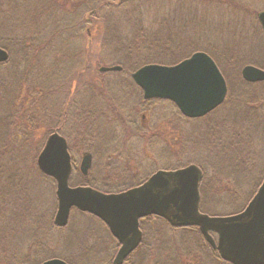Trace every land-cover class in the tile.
I'll return each instance as SVG.
<instances>
[{"label":"rangeland","instance_id":"rangeland-1","mask_svg":"<svg viewBox=\"0 0 264 264\" xmlns=\"http://www.w3.org/2000/svg\"><path fill=\"white\" fill-rule=\"evenodd\" d=\"M230 1L235 3L234 7L228 4ZM100 2L101 0H0V43H9L18 47L16 43L18 40L26 41L31 45L32 52L36 54L44 49L41 54L39 52L36 55L37 60L33 54L32 59L25 61L20 67L11 61L6 64V67H0V114L19 112L16 115H19L23 122L27 112L32 116L29 110L34 108L42 122L53 126L58 124L61 118L60 112L64 109L61 106L68 97L70 88L79 84L81 87L82 83L93 80L91 86L96 89L99 85L100 89L97 91L101 92L102 97L91 93L90 89L86 91L85 98L92 97L93 94L95 95L93 103L103 102L102 105L109 103L106 107L107 116L98 115L92 122V119H89L87 124L85 123L88 128L85 127L84 122H80L79 114H76L74 118L70 117V120L65 118L63 122L65 136L69 139L70 150L78 165L83 152L93 155L91 178L94 177V180L100 178L102 186L106 185L107 189L113 190L110 184L118 186L128 184L132 175H135L132 176L133 179L139 176L146 177V172L155 161H151L152 156L146 154V145L142 142L148 140L150 133L156 132L167 139L173 150L172 153L170 152V160L159 159L162 161L160 165H165L166 162L188 164L194 160L198 161L206 169L207 182L208 178L215 173L208 184L211 190H207L208 186L204 185L208 194L199 208L203 213L227 216L241 210L243 208L241 206L246 203L247 194L264 170V135L249 133L256 138H253L254 144L243 152L246 156L243 155L242 159L248 160L247 165L251 164V168L254 167L252 164L258 166L251 174L246 175L248 177L240 188L242 194L235 200L228 196L231 192L227 191L232 190L237 181L238 166H236L237 163L233 166L232 163L225 162V158L221 155L224 152H229L232 156L237 153L236 149L226 151L224 148L225 145H231L227 140L231 128L237 126L239 127L236 128L237 130L243 129L244 132L253 130L249 127L251 125H246L247 122L239 119L242 117L237 118L235 113L242 112L243 108L238 101L246 96L249 90V87L242 83L244 65L241 64L247 60L264 64V34L258 19L259 11L264 10V0H225L224 4L207 0L195 1L192 2L193 4L183 0H138L134 10L123 12V19L140 18L143 25H149L151 21H156L158 18L168 19L169 13L176 12L180 17L184 16L182 13L187 16L190 14L189 17L199 18V25L200 22L207 24L204 32L195 27L208 44L238 57L231 63L223 62L229 64H224L225 71L236 96L232 93L229 95L226 108L191 119L182 118L178 115L177 109L164 102H156L151 109L152 114L150 111L145 117L143 113L136 114L132 108L139 100L136 93L128 87L130 75L123 73V70L98 71L97 68L102 65H120L122 60L120 54L113 53L114 49L102 46L100 23H96L92 31L87 29L86 10L89 9L88 7L98 8ZM67 23L77 28L70 29L66 33H58V30H63ZM87 33L91 35L90 41L87 39ZM220 53L223 52L216 51L218 56ZM98 60L103 61L102 65H97ZM12 61L14 62V59ZM92 64L96 66V71L91 73L87 69ZM29 66H31L28 72L30 76L27 79L24 73ZM29 85H38L41 89L35 95L28 94ZM68 106L69 103H67ZM131 114L134 117H130ZM123 116L128 121L132 119L133 122L147 125V132L139 137L135 126L137 124L123 123L122 118L119 119ZM3 117L0 118V122H2L1 126L5 127L6 117ZM29 125L36 127L34 124ZM1 133L3 137L5 135L3 129H0ZM48 133V128L40 124V127L35 130L34 142L29 141L25 146L32 148L38 141L45 143L50 135ZM239 135L245 138L248 136L247 133ZM5 137L7 141L12 138L6 135ZM220 138L221 141L218 140ZM237 142L236 139L235 143ZM21 143L23 144L24 140ZM32 155L33 157L9 160V164L3 162L6 171H1L2 174H0V205L6 204L11 209L24 208L25 221L24 226L17 228L14 226L17 225L16 218L7 219L9 213L6 212L3 223L0 219V253H2L0 259L2 260L11 259L12 254H15L17 258H22L23 255L30 257L29 248H32L30 244L36 234V221L41 216L39 212L54 210L57 205L55 182L52 178H43L44 175L37 164L39 154L36 157ZM16 161H18L17 164ZM137 164L139 167L136 166ZM12 166L18 174L16 173L14 178L10 177L8 180L9 175L14 172L11 169ZM242 178L241 176L238 179ZM218 182H221L219 189L216 188ZM70 183L72 186H84L80 184V177L76 173L71 176ZM219 190H224L221 191L224 192L222 194L224 197L220 196ZM156 224L154 222V227ZM160 228V232L155 231L151 234L153 240L151 236L149 238V232H152L147 231V243L152 244L154 248V254L148 264H227L214 256L209 248L207 251L198 249V243L186 237L188 233L179 230L172 232L165 222L160 223ZM52 236L56 246L50 238L49 252L54 249L57 254L67 258H79V254L83 256L85 250L83 243L90 237L95 238L99 244H106L108 241L106 230L99 222L76 210L73 212L72 224L65 229L64 233L57 232ZM98 252H100L99 249L92 254L96 256ZM143 252V249H139L134 253L137 261L142 260L138 264L145 263L142 259ZM42 257H45V251L36 248L33 260ZM92 258L93 256L90 261ZM13 264L16 263L13 262Z\"/></svg>","mask_w":264,"mask_h":264},{"label":"water","instance_id":"water-1","mask_svg":"<svg viewBox=\"0 0 264 264\" xmlns=\"http://www.w3.org/2000/svg\"><path fill=\"white\" fill-rule=\"evenodd\" d=\"M264 32V10L259 11ZM9 52L0 47V62L8 61ZM215 59L205 51L173 65L149 63L138 67L132 79L145 99L173 102L188 118H199L223 104L228 84ZM101 71H120L121 65L101 66ZM245 81L263 82L264 69L255 65L242 68ZM66 138L50 133L40 152L37 164L57 185L58 211L55 221L65 225L73 207L87 211L107 224L121 242L115 264H121L142 239L141 218L156 215L173 227L197 226L205 240L217 250L223 260L232 264H264V180L247 206L239 213L212 216L203 213L200 186L202 168L190 164L174 170H158L144 183L119 193H103L91 186H71V154ZM93 156L85 153L82 174L87 175ZM217 234V238L213 235ZM43 264H65L50 260Z\"/></svg>","mask_w":264,"mask_h":264},{"label":"trees","instance_id":"trees-1","mask_svg":"<svg viewBox=\"0 0 264 264\" xmlns=\"http://www.w3.org/2000/svg\"><path fill=\"white\" fill-rule=\"evenodd\" d=\"M137 1L138 0H101L98 8L88 7L89 9L86 10L87 18H85L86 20L85 22L88 27L87 29L89 30L91 29V31L93 27H95L96 23H100L99 28L102 32V35L100 38L102 39L101 40L102 46L105 48H112L115 50L113 52L114 54H120L122 56L120 65L123 67L122 69L123 73L125 72V74L130 75V77H128L130 79V83L128 87L131 88V91L133 93H136V95L138 96V100H139L136 106L132 108L135 110L136 114L143 113L147 115L148 113L149 115L148 111H150V113L152 114L151 109H153L152 107L155 106L156 102L167 103L175 109H177V107H175V104L170 102L169 100H163L161 98L160 99H148V100L145 99L143 97V94L140 88L132 80L131 73L137 70L138 67L140 68L141 66L145 64H149V63H158V64H166V65L176 64L180 62L181 60L189 57V55L191 56L196 51H205L216 60L217 62L216 64L219 65V67L223 71V74L225 75L227 82H228L227 83L229 87L228 97L231 93L236 96V94H234L233 87L230 86L229 84L228 75L225 71L226 67L224 66V64L225 65H229V64L223 63V62L231 63L232 61H235L238 57H234L232 54L227 53L225 50L219 47L213 48V46H211L210 43L208 44L207 41L203 39V35H201V33H198L199 31L196 29L195 26H197V28H199L201 32H204L206 31V27H207L206 23L200 22L201 24L199 25L198 23L199 18L189 17L190 14H188L187 16L183 13L182 15L184 16L180 17L179 14L176 12L169 13L170 17L168 19L158 18L156 19V21L155 20L151 21L152 23L149 25H143L144 23L140 20V18L138 19L133 18L132 20L131 19L128 20L126 18L123 19L122 16L125 12L131 9L134 10L135 8L134 5ZM183 1H186V2L189 1V3L193 4L192 2H195V1L197 2L200 0H183ZM207 1L209 2L217 1V2H220L221 4L225 3V0L223 1L222 0H207ZM228 4L232 5L233 7L235 6V3L232 1L228 2ZM69 22L72 23L71 21ZM64 26H65L64 29L61 31L58 30V33L60 34L66 33L67 31H70V29L73 30L77 28L76 26H70L69 23L65 24ZM198 35L200 39L198 38ZM90 38H91V35L87 33V39H89V41H90ZM16 43L19 45L18 47H15L13 44H9V43H4V42L0 43V47L6 49L10 55L8 61L4 63L0 62V67H3V66L6 67L7 66L6 64L10 63V61L13 64H16L20 67L24 64L25 61L28 62L29 60L32 59L31 55L34 54L37 60L36 55H38L39 52L41 54V52L44 51V49H41L36 54L35 52H32L33 50L31 49V45H29L28 42L26 41L22 42L21 40H18V42ZM216 51H221L223 53L222 54L220 53V55L218 56L216 54ZM12 59H14V62L12 61ZM102 63H103L102 60L97 61V65H102ZM246 63L258 65L260 66V68L264 69V64L254 62V61L252 62L248 60L243 61V64L241 65H245ZM99 68H97L98 71L100 70ZM29 69H31V66L27 68L25 72L26 74L24 73V77H26L27 79L30 76V74L28 73ZM95 69H96V66L92 64L87 70H89L92 73L93 71L94 72L96 71ZM112 72H117V71H112ZM242 81L244 85L249 87V90H247L248 94L246 96H243V98L238 101V103L241 104V107L243 108L242 112L237 111V113L235 114L237 118L242 117L239 119H244V122H247L246 125L248 126L251 125L249 127L253 130L251 131L247 130L246 132H244L243 129H241L240 131L237 130L236 128H239L237 126L234 128H231L230 134L227 139L228 144H231V145L229 146L225 145L224 148H226V151H230V149H236L237 153L236 155L234 154V156H232V154H229V152L228 153L224 152V154L221 155V157L225 158V162L232 163L233 166H235L234 164L237 163L236 166H238L239 172L237 171V181H236V178H234V181L236 182L234 183L233 189L227 191V192H231L228 196H231L232 199L234 200L239 198V196H241L242 194V192H240L241 190L240 188L243 185V182L248 177L246 175L248 173L251 174L255 170V168L258 166L257 164H252L254 167L251 168V164L247 165L249 161L242 159L243 155L246 156V154L245 153L243 154V152L249 149L254 144L253 138H256L255 135L249 134V133H256L258 136L264 135V81L259 82V83H249L243 79ZM76 82L77 81L75 79V84L77 85ZM82 84L83 85L81 87L79 84L78 86H74L70 88V90L68 91L69 95L64 101L63 106H61L64 108L60 112L62 113L61 118L58 121V124H55L53 126H51L50 124H46V122H42V120L37 117V110H35L34 108L29 110L32 116H30L27 112V116L23 122H22V118H20L19 115H16V114H19V112L13 111L10 114H6V115L0 114V118H2L3 116L6 117V120H4L5 127L1 126L2 122H0V129L1 130L3 129V133L6 136L12 137V138H9V140L13 141V142L7 141V137L4 138L5 136L4 134H3L4 136L1 137L2 133L0 134V174L6 171V166L4 165L3 162H8L9 164V160H16L17 158L23 159V157L26 158L29 156L33 157L32 154H34V156L36 157L39 154L41 149H43L44 147V144H45L44 141L43 143L40 141L36 142V146L32 148H29L25 145L29 141L31 143L34 142L35 130L40 127V124L48 128V132H49L48 134L53 133V132H58L62 135H65L64 130H63L64 128L63 122L65 118L70 120V117L74 118L77 116L76 114H79L80 122H84L83 124L85 123L87 124V121L89 119H92L91 120L92 122L94 117L98 115L107 116L106 107L109 106V103H107L106 101L107 104L102 105L103 102L93 103L92 101L95 99V95L98 97H102L101 92L99 93L97 91L98 89H100V86L98 85L96 89L95 87L91 86L93 84V80L92 81L89 80V82L82 83ZM37 88H39L38 85H29L28 94L35 95L37 91L39 92V90L41 89L39 88L37 90ZM260 88H262L263 90H261ZM90 89H91V93H94L95 95L92 94V97L85 98L86 91ZM67 103H69L68 107H67ZM226 103H227V99L225 100L223 105H220L218 108H216L211 113L213 114L216 111H220L221 109L226 108L227 107ZM115 107H117V104H115ZM177 111H178V115L184 118V116L181 114V112L178 109ZM135 113L133 114L136 115ZM239 114L241 116H239ZM134 115L131 114L130 117H134ZM115 117L116 116H114V118ZM120 118H122L123 123L128 122L129 125L137 124L135 126L137 128L136 129L137 132L139 133L138 135L139 137L142 136L143 133H146L148 130L147 125H141L139 122H133L131 121L132 119H129L128 121L126 120V117L124 116L119 117V119ZM109 119L112 120L113 118H109ZM187 119H191V118H187ZM29 124H34L36 127L33 128ZM85 127L88 128L87 125ZM240 133H243V134L247 133L248 138L247 137L245 138V136H240L239 135ZM147 138L148 140H144L142 143L146 145V154L151 155L152 156L151 161H155V163L151 166L150 170H148L147 172L145 171L147 174L146 177L143 178L138 175L139 178L133 179L132 176H135V175H132L129 178L128 182L130 183L128 184H122L119 186L116 184H110L109 186H111L113 190L107 189V186L104 184H103L104 186H102V182L100 178L98 180H94L93 179L94 177L91 178V176L80 177V184L89 185L93 188L104 191L105 193L121 192L128 188L142 184L158 169L172 170V169L181 168L188 164L194 163V165L197 164L204 171V177H203L201 187H200L202 198L200 199H201V202L205 200L204 198H206L208 194L207 190L208 189L211 190L208 184L211 181V178L214 177L215 173L212 177L208 178L209 181L207 182L206 181L207 180L206 169L203 168V164L198 161L194 160L188 164L182 163V162L177 163V164H171L169 162H166L165 165H160L162 161L159 159H163V158H166V160L171 159L170 152L172 153L173 150L170 147V143L167 141L165 137H163L161 134H157L156 132L150 133V135ZM236 139L238 141L237 143H235ZM22 140H24L23 144L21 143ZM218 140L221 141L222 139L220 138ZM130 150H131V147H130ZM17 162L18 161H16V164ZM136 166L139 167L138 164ZM11 169L14 172L12 175H9L8 180H10V177L14 178L15 174L17 173L14 166H12ZM260 175H261L260 178L256 181L255 185H253L251 191L248 194L246 193L247 199H246V203L244 204V206H246L247 203L251 200V198L254 196V194L257 192L258 188L260 187L259 185H261L262 181L264 180V170ZM239 176L240 177L242 176L243 178L238 179L240 178ZM45 177H49V176L44 175L43 178L45 179ZM220 184L221 182H218V186L216 187L217 189H219L218 187L221 188ZM204 185L208 186L207 190L204 189ZM216 188H214L215 192H216ZM221 191H224V190H221ZM221 191L219 190L221 194L220 196L224 197L222 195L224 194V192L222 193ZM228 196H225V197H228ZM244 206H241L243 207L242 209H244ZM209 215H212V214H209ZM213 216H217V215H213ZM153 217L157 220L156 221L157 223L156 227H158L157 232L161 231L160 223L165 222L172 232H176L177 230H179V231H184L185 233H188L186 237L189 239L195 240L198 243V246H199L198 249H201L203 251H207L208 248L209 250L212 249L211 246L206 242V240H204L205 238L201 234L200 230H198L199 228H197V226L172 227L164 218L158 217L155 215H153ZM211 251L214 253L213 254L214 256L218 255V253L215 250L214 251L211 250Z\"/></svg>","mask_w":264,"mask_h":264},{"label":"flooded vegetation","instance_id":"flooded-vegetation-1","mask_svg":"<svg viewBox=\"0 0 264 264\" xmlns=\"http://www.w3.org/2000/svg\"><path fill=\"white\" fill-rule=\"evenodd\" d=\"M246 65H248V64H246ZM256 66H258V65H256ZM251 83H259V82H251ZM143 116L145 117L146 114H143ZM63 136L67 140V143L69 146V152H70L69 154H71V162H72L71 163L72 164L71 176L73 175V173H76V174H78L79 177H89L91 175L90 170H91L92 166H91L87 175L82 174V171H81V162L83 160V156H84L85 152H83L81 161L79 162V165H78L75 157H73V154L70 150V143H69L68 137L65 135H63ZM92 165H93V163H92ZM53 181L55 182V186H56V190H57L56 181L54 179H53ZM56 195H57V193H56ZM56 198H57L56 204L58 205V197L56 196ZM57 205H55L56 207L54 210H51V209L50 210H42L41 212H39L41 214V216L38 218V221H36V223H37V225L35 227L37 229L36 234H35L33 242L30 244L32 246V248L31 247L29 248L31 256L27 257V256L23 255L22 258H17L15 256V254H12L11 259L10 258L9 259H3V260L0 259V264H13V262L16 264H43V263L50 261V260H60V261H63L65 264H115L114 260L116 258V254L118 253V251L121 247V244H120L121 242L112 234L109 226L107 224H105V222L103 220L99 219L98 217L94 216L93 214H91L87 211H82L77 207H73L71 209V211L68 215L69 216L68 221L65 225H58L55 221L56 214L58 211ZM16 208L17 209H15V208L11 209L6 204L0 205V219L2 220V223L5 220L3 218L7 212V213H9V216L7 219L10 220L11 218H16L17 225H14V226H16L17 228L24 226L25 210H24V208H20V207H16ZM8 209H9V212H8ZM74 210L79 211V213H81V214L89 215L90 217H92L95 220V222H99V224H101L104 227V229L106 230V233L108 235L107 243L106 244L105 243L99 244L95 240V238H93V237L88 238L83 243L84 248H85V250L83 251V256H81L79 254V258L64 257L63 255L57 254L54 249L49 252L48 247L51 245V242L49 243V239L51 238L53 241L52 234H55L57 232H61V233L63 232L64 233L65 229H67L69 227V225L72 224V216H73ZM153 221L154 222L157 221L153 217V215H149V216H146V218L143 217L140 219L139 228H140L141 233H142V239L139 242V245L135 248V250L132 251L131 253H129V255L126 256V258L123 260V262L121 264H138V263H140L142 260L137 261L136 260L137 258L134 255V253L136 251H138L139 249H143V251H144L143 252L144 256L142 258L145 261L144 264H148V262L151 261L152 255L154 254L153 253L154 248L152 247V244L147 243V236H148L147 231L152 232V233L149 232V238L151 236V240H153V236L151 234L155 233V231H157V229H158V227H154ZM213 235H214V233H213ZM214 236L216 237V234ZM54 244L56 246V242H54ZM36 248L42 249L43 252L45 251V257L33 260L34 259L33 256H34V252H35ZM97 249H99L100 252H98V254L95 256L92 253H94ZM104 249H106V251H104ZM211 250H213V248ZM216 252H218V251L216 250ZM1 254L2 253H0V257H1ZM91 256H93L92 261H90ZM216 257L218 259H220L222 262H225L227 264H232L230 262L228 263L227 261L223 260L219 256V254ZM16 260L18 262H15Z\"/></svg>","mask_w":264,"mask_h":264}]
</instances>
